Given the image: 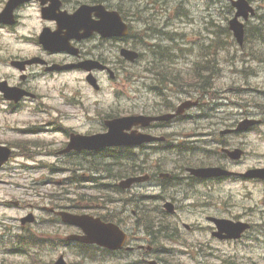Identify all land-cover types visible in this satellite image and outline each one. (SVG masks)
<instances>
[{"label":"rangeland","instance_id":"1","mask_svg":"<svg viewBox=\"0 0 264 264\" xmlns=\"http://www.w3.org/2000/svg\"><path fill=\"white\" fill-rule=\"evenodd\" d=\"M71 3H74L73 0H70ZM149 3H144V0H138V3L144 5L148 4L149 7L154 8V10H149L146 12L145 17L149 22H169L174 23L172 30L177 33H187L188 38L193 40L195 45H201L204 38L208 35V31L206 27L207 19H203V17L208 15L206 2L203 0H156L153 2L152 0H147ZM255 2L256 7L259 9V14L264 16V2L261 0H253ZM222 0H217L216 3L210 7V11L213 12L216 5L221 3ZM178 3V7H177ZM185 8V16L178 15L179 6ZM1 6V0H0ZM176 7H177V18L176 15ZM151 12H155V15L150 14ZM26 15V27L21 28L22 31L33 30L37 31L43 22L40 19L38 7L31 6L27 8L25 11ZM232 11H229L227 7L224 6V9H221V12L218 15L219 23L223 24L226 22L227 17H232ZM158 23V24H161ZM250 24L260 25V28L264 29V19L261 20L258 16H255L252 20H250ZM134 28L141 29L142 23L139 20L134 21ZM215 30H218L216 27ZM0 79L3 77H10L12 80L11 83L19 81V75L17 76L16 72L11 70L12 67L7 63V59L10 58V55H21V56H32L39 52V47L34 41V38L20 37L18 33L11 34L7 31V29H0ZM155 33V32H152ZM257 32L250 33L248 37H246V47L244 51H255L258 57L264 56V40H259L257 37ZM225 42V46L227 49L231 51L232 54H221L222 57L228 58L227 62H229L230 66H233L238 69H245L244 64L240 62H236L234 57H243L245 56L244 52L238 53L237 46L238 44L234 41L233 37L223 36L222 38ZM151 40L147 39V41H142V45L146 46ZM143 47V46H142ZM234 53V54H233ZM119 53L117 54V50H113L109 57L111 60L118 61ZM14 57V56H12ZM247 59L251 58L252 60H256L254 57L246 56ZM254 58V59H253ZM223 60V58H222ZM232 63V64H231ZM118 66V65H114ZM229 67V66H228ZM250 70L245 71L242 75L236 76L235 74H231L230 77H235L236 83L227 77L226 80V89L232 87L234 85H240L243 88L252 87L251 90H246L241 94L242 97L249 98L254 100L262 105H264V93H260L261 90H264V75L260 76H251L252 73H258L259 69L264 68V63H260V65L256 66V63L253 62V66H249ZM32 70L30 72V83L34 88L35 92L40 94L43 99H40L38 106L41 109L36 110L35 104L24 105L17 113H12L11 110H5L7 103L3 101L1 103L0 99V143L12 144L14 141L25 140V138L30 139L34 137H23V131L19 127H26L30 124L27 122H42L43 124L33 125L34 128H38L39 132L43 135L45 133L46 126H44L45 122H49L53 118L58 123L64 125V127H75L79 129L81 132L86 133L87 130H92L97 127L96 118H97V110H103V106L96 105L97 100H102L104 97L106 98L107 93L111 90L109 89L110 82L106 75H101V78L104 80L106 85L105 90L99 94H93L90 92V89L86 86L85 74L80 72L73 73H60V74H43L42 70ZM119 83H121V77L119 76ZM114 86L116 84L114 83ZM120 87V86H119ZM262 88V89H261ZM260 90V91H259ZM61 91L66 92L65 95L68 97H72L70 93H74L75 95L79 94V91H82L83 99L85 100V104L81 106V108H76L75 106L67 105L65 101V97L61 98ZM228 96L235 98L234 92L229 91ZM114 90L113 102H114V110L117 112L122 111V96L119 98ZM105 101V100H104ZM103 101V102H104ZM34 102V103H37ZM228 102V101H226ZM109 103V102H108ZM106 105V104H105ZM46 109L54 110L56 114L48 113V116L42 110ZM264 108V107H263ZM226 111L230 110V107L224 108ZM259 109V108H256ZM5 111L6 113H4ZM70 115V116H68ZM260 118H264V112L260 111ZM45 137H37L45 140L46 143L54 142L55 144L47 147L46 155H39L34 160H26L21 158H14L12 161L8 162V165L0 170V179L2 182L0 183V198L1 199H26L32 200L35 198L34 193H39L38 189H29L25 190L24 188L29 187L34 181L33 179H44V178H53L55 180H60V186L64 184L65 179L69 176L71 172L65 170L70 167H75L70 162H63V158L56 156L57 151L60 149L61 143L64 141L65 136H63L60 132H55L54 130H49L48 133L44 135ZM66 139V138H65ZM254 145V149L256 151V159H252L251 162H257L258 165L264 166V126L258 128L256 130V135L251 137L250 139ZM253 158V157H252ZM248 162L249 158H247ZM21 165H27V171L20 170ZM60 167L62 169L61 173H56L53 169L56 167ZM31 168V169H29ZM34 168V169H32ZM83 171L85 176L88 175L87 170H77ZM101 180L99 179L97 182H83L82 188H78L73 186L70 188L72 193L80 192L85 195L95 194L97 189L94 188L95 185H98ZM106 182L105 179L102 180ZM257 186V185H256ZM63 185L59 188V185L56 184H46L44 185L42 191L53 195H59L63 192ZM264 188L262 184H258V201H262V197L260 195L261 190ZM61 190V192L59 191ZM75 194H66V197L76 198ZM191 210V209H189ZM95 210L92 209L88 211L90 214H94ZM177 215L178 218H172V222L177 225L179 230H182L186 237H188L194 243H201L204 245L205 249L208 253L214 254H223V255H254L256 259H262V255H264V229L260 232L261 240L251 241L243 243L241 242H221L219 240L213 239L210 231H187L183 226L182 222H186L191 224L194 229L200 228L202 225H208V221L206 220V214L204 212H187L181 211ZM216 213H220L217 211ZM23 210L0 206V215H22ZM181 216V218L179 217ZM181 223L177 224L176 221L179 220ZM171 222V224H172ZM52 231V230H51ZM71 231V230H69ZM166 247L171 248L173 250V255L171 260L174 264H207L205 262L206 258L204 254H198L194 259L188 253L189 250L183 248L181 245L172 244L171 242L166 243ZM52 253V252H51ZM51 259V258H50ZM70 263H76L77 259L73 255H69L68 257ZM27 258L22 257L20 255H14L11 258L12 264H27ZM259 264H264V261H259ZM213 264H218V262L214 261Z\"/></svg>","mask_w":264,"mask_h":264},{"label":"flooded vegetation","instance_id":"2","mask_svg":"<svg viewBox=\"0 0 264 264\" xmlns=\"http://www.w3.org/2000/svg\"><path fill=\"white\" fill-rule=\"evenodd\" d=\"M63 7L69 11L73 10L72 7L69 8L65 3ZM52 22V25L56 24L54 21ZM14 33H17L16 30ZM113 41V38H103L95 34L89 39L81 41L73 40V44L80 48L82 53L81 59L94 58L108 64L107 58H104L102 55L92 54L89 52V49L93 44L99 43L102 48H105L107 53H110L114 47ZM208 49L214 53L212 60L200 63L198 71L191 70L189 72L191 78H189L187 83L176 86L166 76H160V81L162 80V82L155 89L159 91V94L165 93L167 97L161 99L160 103L153 107L152 111L155 114L175 110L178 105L177 101L197 100L198 104L196 108L187 110L173 122L153 123L148 128L142 130L143 132L165 137L163 146L151 149V151L154 150L152 155L155 157L145 158V160L150 161L152 165L163 164L167 160L159 158L155 152L165 150L177 151L178 147H180L181 149H186L184 154L186 157L182 161V164L185 165L184 169L191 166H220L230 170V174L202 178L183 172L181 164H173L171 166L173 175H171V182L169 184L172 193L168 200L175 205L177 212L178 210L189 209L187 204L193 206L191 210L187 211L194 213L199 212V210L207 212L210 209L218 208L220 213L217 217L228 218L235 222L249 223V229L253 230L256 228V223H263L264 208L258 209L259 203L256 199V189H254L258 181L241 176L242 172L247 171L253 166L250 163L246 164L243 158L240 160L232 159L226 150L243 147L245 148L244 157L251 155L246 147L250 144V135L253 132V128H248L245 131H235V129L242 118L253 117L257 109L253 107L254 105L251 102L247 103L244 100L233 103V105L239 107L234 113H226L224 110L219 109L220 106L224 105L222 100L225 98L223 84L226 73L224 71L225 63L221 56L224 53V49L221 47H209ZM47 56L50 63L59 62L64 64L80 60L67 53L58 55L47 54ZM56 56L61 58H57ZM239 60L247 63L242 57H239ZM260 62L264 63V59L261 58ZM182 64H184L183 61H180L171 65L177 66ZM192 64L187 63L189 66H192ZM157 65L161 66L162 62H159ZM159 74L161 75L162 72H159ZM194 75L196 82L193 80ZM235 75L240 76L242 72L237 71ZM205 99L209 102L204 103ZM209 103H211L210 109H206L205 106ZM143 110L145 114H154L153 112H148L147 107ZM160 173L161 171L153 173L154 178H159ZM156 188L161 189V185L151 184L149 190ZM183 198L186 199L183 201ZM134 203L141 208V205L137 202ZM14 204L17 206L21 205V203L17 202H14ZM41 204L31 203L30 206L35 211L36 209L43 210L45 206H43V202ZM258 215L262 218L260 222L255 221ZM36 223H41L42 225L49 224L48 219H44L42 216H36L34 224ZM246 238H248V235H246ZM41 240H44V237ZM130 244L137 246L132 252L138 251L142 256V259L136 264H148L150 260L163 261L162 249L157 247L158 244L155 241L146 242L136 237L130 240Z\"/></svg>","mask_w":264,"mask_h":264},{"label":"water","instance_id":"3","mask_svg":"<svg viewBox=\"0 0 264 264\" xmlns=\"http://www.w3.org/2000/svg\"><path fill=\"white\" fill-rule=\"evenodd\" d=\"M235 5L242 11L245 9L246 3L240 0L236 2ZM95 8L89 6H83L75 16L72 18H65L62 21L59 20L60 25L66 26L69 29L72 27L76 30L80 28H86L89 32L99 31L101 33H108L113 35H124L128 33L127 26L123 23L121 17L117 12H106L102 6H98L97 12L102 16V20L93 22L89 20L87 17L90 16ZM237 20H233L231 22V27L234 29L237 36L241 39L243 34L242 25ZM41 43L46 46H51L53 43L56 45L57 41H60L57 34H49L44 33L40 37ZM127 58L134 59L137 56V53L123 50L122 52ZM141 117H131V118H122L114 120L113 123L110 124V132L105 135H99L94 137L89 142L82 144V146L87 148H99L105 145L111 144H131L134 143V139L132 137H128L124 135L123 130L125 128L130 127L133 124L139 123ZM78 142V140H77ZM261 173H264L262 170ZM65 221L81 225L87 233L86 237L89 241H96L100 244L108 245L112 244L110 237L112 236V232L106 225L100 223L98 220H92L89 217L82 216L77 217L70 214L62 213ZM57 264H64L62 260H60Z\"/></svg>","mask_w":264,"mask_h":264},{"label":"bare ground","instance_id":"4","mask_svg":"<svg viewBox=\"0 0 264 264\" xmlns=\"http://www.w3.org/2000/svg\"><path fill=\"white\" fill-rule=\"evenodd\" d=\"M217 0H210L211 5H214ZM213 68V67H212ZM209 71V70H208ZM224 105L220 106L219 109H222Z\"/></svg>","mask_w":264,"mask_h":264}]
</instances>
